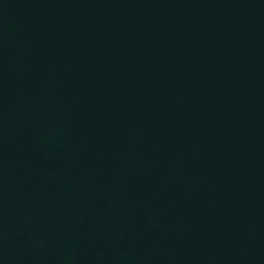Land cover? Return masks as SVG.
I'll use <instances>...</instances> for the list:
<instances>
[{"label": "water", "instance_id": "95a60500", "mask_svg": "<svg viewBox=\"0 0 264 264\" xmlns=\"http://www.w3.org/2000/svg\"><path fill=\"white\" fill-rule=\"evenodd\" d=\"M0 264H264V0H0Z\"/></svg>", "mask_w": 264, "mask_h": 264}]
</instances>
